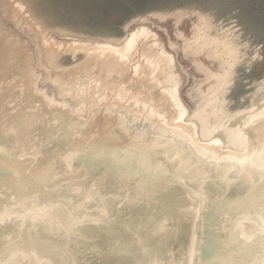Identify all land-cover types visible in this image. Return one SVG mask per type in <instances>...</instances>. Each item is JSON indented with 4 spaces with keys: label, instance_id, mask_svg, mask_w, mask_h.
<instances>
[{
    "label": "bare ground",
    "instance_id": "bare-ground-1",
    "mask_svg": "<svg viewBox=\"0 0 264 264\" xmlns=\"http://www.w3.org/2000/svg\"><path fill=\"white\" fill-rule=\"evenodd\" d=\"M56 13L0 0V264H260L254 16L216 0L138 9L118 28ZM177 100L199 118L177 123Z\"/></svg>",
    "mask_w": 264,
    "mask_h": 264
},
{
    "label": "rangeland",
    "instance_id": "rangeland-1",
    "mask_svg": "<svg viewBox=\"0 0 264 264\" xmlns=\"http://www.w3.org/2000/svg\"><path fill=\"white\" fill-rule=\"evenodd\" d=\"M56 14L65 19H78L90 26L118 28L130 13L149 6L181 0H45ZM221 7H236L253 18L264 29V0H216ZM154 2V3H152ZM150 3V4H149ZM140 4V5H139ZM244 6V7H243ZM242 8V9H241ZM260 8V9H259ZM241 10V11H240ZM69 11V13H68ZM253 13V14H252ZM73 14V15H72ZM101 18V19H100ZM86 20V21H85ZM261 21V22H260ZM89 22V23H88ZM98 23V24H97ZM117 24V27H116Z\"/></svg>",
    "mask_w": 264,
    "mask_h": 264
},
{
    "label": "snow or ice",
    "instance_id": "snow-or-ice-1",
    "mask_svg": "<svg viewBox=\"0 0 264 264\" xmlns=\"http://www.w3.org/2000/svg\"><path fill=\"white\" fill-rule=\"evenodd\" d=\"M206 26H207V22L206 21H202L201 22V27L202 28H206ZM144 34H145V30H142L140 32V35L143 36ZM136 39H137V34L134 32V33H132L131 38L129 40V45L131 46L133 44V42L136 41ZM176 40L179 43L180 41L184 40V37L179 32H177V34H176ZM186 43H194V41H188ZM171 46L172 45L170 44L169 47H171ZM240 47L242 48L243 46L241 45ZM232 54L236 58H239L242 55V53L240 51V48H233L232 49ZM258 55L261 56L262 58H264V51H261L260 53H258ZM229 71H231V68L230 67L227 70H222L221 76H223V77L226 78L227 72H229ZM172 94L175 97V95H176V88H173L172 89ZM175 102L177 103L178 110H179V119H178L177 123H179L181 121H184L186 117L188 118V120L190 122L196 121L199 118V116H200L199 110H195V111H193L191 113V115H189L188 111L184 108L183 104H180V102L178 100L175 101ZM161 119L163 120V117H161ZM240 135H242V134H240L239 132H237V136H240ZM213 142L214 143H219L218 140H214ZM247 162H248L247 160H241V161H237L236 163H238L240 165H244ZM262 167H264V161H262ZM192 211H196L198 213V210L197 209H192ZM0 222H2V218H0ZM97 222H99V221H97ZM260 264H264V259L261 260Z\"/></svg>",
    "mask_w": 264,
    "mask_h": 264
}]
</instances>
